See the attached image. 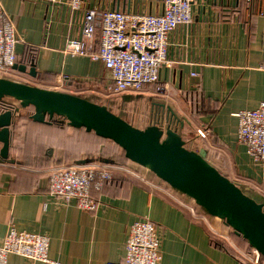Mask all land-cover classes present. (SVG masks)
<instances>
[{
    "label": "crops",
    "instance_id": "0c3cea01",
    "mask_svg": "<svg viewBox=\"0 0 264 264\" xmlns=\"http://www.w3.org/2000/svg\"><path fill=\"white\" fill-rule=\"evenodd\" d=\"M83 1L128 8L135 0ZM196 1L192 23L179 26L170 35V65L160 70V84L169 83L168 90L158 94L154 86L145 88L138 92L145 97L134 108L139 106L137 111L148 125L153 123L155 107L166 117L171 115L170 107L177 116L171 124L184 134L189 146L204 148L209 160L231 179L264 196V163H253L246 145L238 140L235 115L241 109L256 108L264 99V0ZM1 2L21 38L18 64L29 70L34 61L37 71L32 76L13 69L7 76L74 93L108 85L109 71L103 62L65 51L68 39L81 33L82 11L71 16L66 3L43 0ZM148 7L161 10L160 1L152 0ZM59 124L63 132H77L67 123ZM200 130H208L207 135L202 136ZM16 142L20 146L17 138ZM41 146L43 150L20 153L18 158L12 155L23 164L0 163V242L14 226L46 234L52 260L107 264L124 260L131 223L148 217L163 239L160 264H264L261 258L258 263L253 261V250L239 243L220 219L204 215L149 181L139 171L144 169H133L129 160L124 164L105 162L108 158L103 155L105 145L101 141L88 146L81 137L70 144L50 142ZM48 149L63 158V165L75 164L88 155L92 164L112 166L111 181L101 189L91 188L92 196L100 201L97 210H83L75 201L67 203L49 194L48 179L54 166ZM23 155L30 160L36 157L32 162L24 161ZM9 263L45 264L14 254L9 256Z\"/></svg>",
    "mask_w": 264,
    "mask_h": 264
},
{
    "label": "built area",
    "instance_id": "2783aa9c",
    "mask_svg": "<svg viewBox=\"0 0 264 264\" xmlns=\"http://www.w3.org/2000/svg\"><path fill=\"white\" fill-rule=\"evenodd\" d=\"M51 4L66 3L74 16L82 11L83 23L78 37L68 39L65 51L101 61L109 71L106 86L110 94L138 93L154 86L155 93L165 94L169 83L160 84V70L170 65V35L194 20L196 0H158L161 10L148 6L152 0H135L128 8L87 4L83 0H43ZM20 35L14 20L0 0V73H12L17 63ZM264 69V63L262 64ZM195 74V73H193ZM237 138L246 145L253 163H264V99L254 109H241ZM206 136L208 130L199 131ZM111 165L70 164L50 170L48 192L67 203L75 201L83 210L95 211L100 201L91 188L100 189L112 179ZM1 176V169H0ZM162 236L148 217L134 220L126 239L122 261L107 264H160ZM253 261L261 255L253 249ZM18 255L32 263L63 264L49 257V237L44 233L18 230L10 226L0 242V264H10L9 256Z\"/></svg>",
    "mask_w": 264,
    "mask_h": 264
},
{
    "label": "water",
    "instance_id": "95a60500",
    "mask_svg": "<svg viewBox=\"0 0 264 264\" xmlns=\"http://www.w3.org/2000/svg\"><path fill=\"white\" fill-rule=\"evenodd\" d=\"M13 68L32 76L37 74L34 61L29 70L26 65L18 63ZM143 97L140 93H124L113 98L135 106ZM5 99L15 101L18 106L15 111L6 110L0 114V163H21L16 159L20 154L11 153L12 147L19 146L12 142L11 127L20 115V107L32 105L34 113L30 118L34 121L51 123L55 116H59L62 118L58 122L112 140L124 150L133 169H144L145 172L139 171L146 179L190 203L204 215L220 219L264 256V196L231 179L209 160L204 148L197 150L189 146L184 134L171 124L177 116L170 107L171 115H159L165 123L139 127L112 110L100 95L45 88L0 75V100ZM54 151L48 149L46 152L47 155L53 154L51 164L62 166L65 163L63 158L56 156ZM23 157L31 161L36 156L31 160L27 155ZM104 161L111 162L109 159ZM92 162V157L83 155L75 164Z\"/></svg>",
    "mask_w": 264,
    "mask_h": 264
},
{
    "label": "rangeland",
    "instance_id": "374dc122",
    "mask_svg": "<svg viewBox=\"0 0 264 264\" xmlns=\"http://www.w3.org/2000/svg\"><path fill=\"white\" fill-rule=\"evenodd\" d=\"M94 90L95 91H86L83 93L97 94L102 96L103 99L107 100V104H109L112 110L122 114L126 119H128L131 122H136V124L139 123L138 119L140 120L141 116L138 113V111L136 115L133 117L131 114L133 112V109H135L134 108L135 106H133L134 103H129L128 101H124L120 99H114L113 97L117 95L110 94L109 91L107 90V87L105 86L103 89L94 87ZM137 108H139V106ZM19 114L21 115V117L20 118L18 117V121H17L18 124H17L16 138L19 141L20 146L13 148V152H15L16 154L27 153L30 151L34 152L33 150L38 151L42 143L62 142L63 144H67L69 142L70 144V142L73 141L74 138L81 139V137L83 138L84 144H87L88 146H91L93 141H101L102 144L103 143L108 144V142L103 141L102 139L97 138L94 135L87 134L82 130H78L77 132H73V133L71 132L72 134H69L68 132H63L58 128H52L51 126L33 124L31 121L27 119L28 115L25 113L24 110H21ZM133 120H137V121H133ZM141 124H143L142 126L144 127L146 125L144 121H141ZM138 126L140 127V125ZM108 145H112V144H108ZM106 149L108 150L111 148H106L105 146V152L107 151ZM21 159L25 161V158H21ZM111 170L113 172V168H111Z\"/></svg>",
    "mask_w": 264,
    "mask_h": 264
},
{
    "label": "trees",
    "instance_id": "16d2710c",
    "mask_svg": "<svg viewBox=\"0 0 264 264\" xmlns=\"http://www.w3.org/2000/svg\"><path fill=\"white\" fill-rule=\"evenodd\" d=\"M18 58V57H17ZM18 60L19 58L17 59V63H18ZM15 69V68H13ZM7 99L5 100H0V114L3 113L4 111L6 110H12V111H15V104L13 103H8ZM25 111V113L28 115L27 116V119L29 121H31L33 124H36V125H46V126H51L52 128H58V129H61L62 128V125L59 124L58 120L61 119L62 117H59V116H55V119L51 121V123H47V122H38V121H34L33 119H31V115L34 113V107L32 105L28 106V107H24L23 109ZM21 112V110H20ZM19 118L21 117L18 116ZM17 121H18V118L16 119V122L15 124L11 127L12 128V132H11V139H12V142H16V133H17ZM153 123H162L160 119H155L153 121ZM75 128V127H74ZM77 131L78 130H82V131H85L84 128H75ZM90 133V132H88ZM91 134H94V136H96L97 138H100L102 139L103 141H106L108 142V144H112V145H108L106 143H103L106 148H111V149H106L107 151L105 153H103V155H107V158L110 159L113 163H116V164H124L126 163V161L128 160L127 157L125 156V152L124 150L119 146L117 145L115 142H113L112 140L110 139H107V138H104V137H100L98 135H96L94 132H91ZM39 149L43 150V147L41 146ZM105 150V148H104ZM72 160V158H71ZM111 181L108 180V181H105L104 183L106 182H109ZM104 185V184H103ZM103 187V186H102ZM101 187V188H102ZM100 188V189H101ZM92 192V191H91ZM234 237L235 239L241 243L242 245H244L245 247H248L250 248L251 250H253V248L248 244V242L241 236V235H237L234 233ZM261 260L264 262V256L261 255Z\"/></svg>",
    "mask_w": 264,
    "mask_h": 264
},
{
    "label": "flooded vegetation",
    "instance_id": "af4514ba",
    "mask_svg": "<svg viewBox=\"0 0 264 264\" xmlns=\"http://www.w3.org/2000/svg\"><path fill=\"white\" fill-rule=\"evenodd\" d=\"M7 100H9V99H7ZM7 102H8V103H9V102H10V103H13V104H15V106H18V104H17L15 101H10V100H9V101H7ZM20 109L23 110L24 108H23V107H20ZM137 109H138V108H137ZM137 109H136V108L133 109V112L131 113V114H132V117L136 115V113H137ZM159 112H160V111H159L158 107H157V108L155 107V108L153 109V113H155V114H153V118H152L153 121H154L155 119H157V118L159 119ZM139 114H140V113H139ZM133 121H137V120H133ZM138 121H139L138 124H136V122H132V123L135 124V125H137V126L140 125V127H142L143 124H141V121H144V120L142 119V117H141L140 120L138 119ZM153 121H152V122H153ZM144 123H145V121H144ZM150 123H151V122H150ZM171 123H172V120H171ZM146 124H147V123H146Z\"/></svg>",
    "mask_w": 264,
    "mask_h": 264
}]
</instances>
